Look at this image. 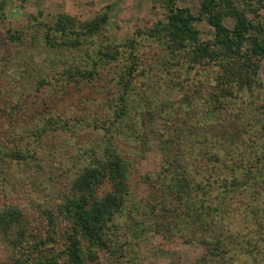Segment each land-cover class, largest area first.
I'll list each match as a JSON object with an SVG mask.
<instances>
[{
    "label": "rangeland",
    "instance_id": "1",
    "mask_svg": "<svg viewBox=\"0 0 264 264\" xmlns=\"http://www.w3.org/2000/svg\"><path fill=\"white\" fill-rule=\"evenodd\" d=\"M0 3V203L18 205L23 226L20 234L12 235L22 243L10 247L0 239V261L22 254V264H66L69 225L56 207L69 198L70 179L104 159L109 148L125 167V203L105 224L98 242L77 236L81 264H264V239H257L264 234V189L258 193L260 201L257 195L250 201L249 196L232 194L215 205L206 230L193 217L211 204L205 198L209 194L201 195L192 183L189 190L197 194V204L183 214V207L164 189L168 178L176 179L167 169H184L179 178L203 169L216 184L209 199L217 200L224 195L217 186L219 177L241 166L251 172L259 168L264 160V56L256 64L250 89L232 86L219 109H211L221 74L217 60L197 61L191 53L175 60L141 38L133 52L135 77L127 93L115 85L126 61L98 67L95 79L69 80L61 89L56 74L66 65L84 67L96 47H122L135 30L161 21V0ZM174 4L193 16L198 13V0ZM103 11L107 23L91 37H81L80 47L43 45L46 27L59 15L87 22ZM248 15L264 25L263 8ZM222 19L230 30L233 19ZM194 28L199 41L214 39L204 21ZM7 32L16 39L6 37ZM54 39L59 41L58 36ZM247 48L244 44L242 51ZM52 123L54 128L47 126ZM221 127L230 128L236 140L220 137ZM97 189L100 196L110 191L106 184ZM165 202L177 208L178 215L165 216ZM211 238L223 247L214 259L206 256L210 247L205 241Z\"/></svg>",
    "mask_w": 264,
    "mask_h": 264
},
{
    "label": "trees",
    "instance_id": "2",
    "mask_svg": "<svg viewBox=\"0 0 264 264\" xmlns=\"http://www.w3.org/2000/svg\"><path fill=\"white\" fill-rule=\"evenodd\" d=\"M263 2L264 0H231V2L198 0V13L193 16L186 8L175 7L174 0H161L164 9L161 21L135 30L122 47H115L110 44L96 47L92 51V56L86 57L89 62L88 65L84 67L75 63L66 65L56 74V79L60 88L64 89L69 80L76 83L90 81L97 76L98 67L105 69L114 66L113 64L116 62L126 61L121 68L123 73L120 71L119 74H122L118 76L119 79L115 85L123 93H127L131 89L135 77L136 62L133 52L138 43V38H141L157 45L158 49L166 51L167 56L169 55L175 60L177 56H184L187 53L194 55V60L197 61L201 58L211 61L217 60L221 74L216 78L217 88L211 96V109H219L218 107L221 108L222 105V98L230 95L232 86L248 90L253 84L256 64L264 56V25L256 24L250 20L248 14L253 13L255 15L257 10L264 9ZM0 5L3 6V3ZM226 15L234 21L230 30L223 24L222 18ZM107 19L108 15L104 11L87 22H76L72 17L59 15L49 27H46L49 31H44L41 41L46 47L76 49L83 42L81 37H91L107 23ZM201 21H204L213 30L214 39L212 41H199V33L194 28V23ZM14 35L12 32H7L6 37L16 39ZM54 36L59 37L58 42ZM244 44L248 48L242 51ZM47 126L54 128L53 123L52 125L47 124ZM231 135L230 128H220V137L223 139L235 141V136ZM259 157L261 158V156ZM262 159H264V155H262ZM214 160L217 161L218 158L215 156ZM245 167L241 166L240 171L218 178L217 186L222 189L221 192L224 195L217 200L209 199L216 184L214 181L210 182L212 173L203 171V169L197 170L196 176H190L186 172V175L180 178L177 175H182L184 169H167L168 175H173L176 179L174 178L169 182L168 178L164 189L174 198V202L179 207H183L180 211L183 214H189L190 207L197 204V194L192 195L189 190L192 183L198 188V191H201V195L209 194L205 198L207 201H211V204L206 205L205 212L201 216L194 215L193 217L199 221L200 227L206 230L210 214L217 210L215 205L219 207L227 202L231 197L230 195L233 194L236 197L246 195L249 196L250 201L257 195L256 198L260 201L261 197L258 196V193L264 189V160H262L259 168H255L253 172ZM229 169L233 170L232 168ZM125 173V167L120 157L107 148L104 159L82 168L70 179L69 198L63 199L56 207L58 213L62 215V219L69 225L70 235L67 236V245L64 250L66 264H81L78 237L91 244L98 242L102 237L105 224L121 211L127 194ZM103 184H106L110 191L100 196L97 194V188ZM190 194L192 197L188 198ZM165 205L166 207L163 208L165 216L178 215L177 208L168 202H165ZM47 214L48 216L45 214V217L50 221L49 213ZM50 223L52 225V221ZM159 223L163 224L162 222ZM260 223H257L259 227H261ZM22 227L20 207L11 202L0 203V239L10 247L16 243H22V240L17 241L12 238L13 234L21 233ZM53 234L55 235V232ZM257 239L260 243L264 239V234ZM256 242L254 241V243ZM218 244V240L214 238L205 241V246L210 247V250L206 251V256L209 259L218 258L223 253L222 245ZM249 245L252 246V244ZM22 256L20 254L19 257L14 258L7 255L6 261H0V264H22ZM50 264L55 263L51 262Z\"/></svg>",
    "mask_w": 264,
    "mask_h": 264
}]
</instances>
